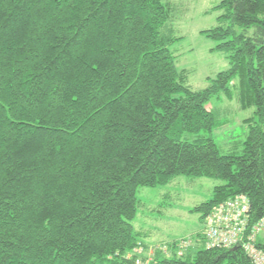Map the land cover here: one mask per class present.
I'll return each mask as SVG.
<instances>
[{
	"label": "trees",
	"instance_id": "1",
	"mask_svg": "<svg viewBox=\"0 0 264 264\" xmlns=\"http://www.w3.org/2000/svg\"><path fill=\"white\" fill-rule=\"evenodd\" d=\"M217 8L203 34L231 68L195 91L163 0H0V264H254L205 234L150 248L132 224L140 188L181 176L226 182L203 219L244 196L248 230L264 220V0ZM221 95L255 108L229 153Z\"/></svg>",
	"mask_w": 264,
	"mask_h": 264
},
{
	"label": "rangeland",
	"instance_id": "2",
	"mask_svg": "<svg viewBox=\"0 0 264 264\" xmlns=\"http://www.w3.org/2000/svg\"><path fill=\"white\" fill-rule=\"evenodd\" d=\"M222 1L163 0L167 7V24L180 39L170 50L178 70L189 73V85L195 91L206 89L218 74L231 68L228 56L217 50L218 43L203 34L219 26L223 12L217 7ZM210 108L221 110L225 122L212 136L222 153L232 152L236 142L246 139V121L254 117L255 108L242 110L237 99L229 101L224 95L214 98ZM225 184L216 179L181 176L167 186L140 188L139 212L132 224L150 248L157 245L163 248L179 241L200 245L198 236L206 234L207 218L203 219L193 210L211 200L214 189ZM146 251L145 257H149V249Z\"/></svg>",
	"mask_w": 264,
	"mask_h": 264
},
{
	"label": "built area",
	"instance_id": "3",
	"mask_svg": "<svg viewBox=\"0 0 264 264\" xmlns=\"http://www.w3.org/2000/svg\"><path fill=\"white\" fill-rule=\"evenodd\" d=\"M249 211V201L244 196L228 200L214 208L207 218V247L235 248L240 245L254 264H264V252L256 247L257 237L264 231V220L249 231ZM160 250L166 252L167 248ZM150 253L154 254V249Z\"/></svg>",
	"mask_w": 264,
	"mask_h": 264
},
{
	"label": "crops",
	"instance_id": "4",
	"mask_svg": "<svg viewBox=\"0 0 264 264\" xmlns=\"http://www.w3.org/2000/svg\"><path fill=\"white\" fill-rule=\"evenodd\" d=\"M201 235V234H200ZM263 239H264V234L262 235Z\"/></svg>",
	"mask_w": 264,
	"mask_h": 264
},
{
	"label": "water",
	"instance_id": "5",
	"mask_svg": "<svg viewBox=\"0 0 264 264\" xmlns=\"http://www.w3.org/2000/svg\"><path fill=\"white\" fill-rule=\"evenodd\" d=\"M237 248H240V245H239V246H237Z\"/></svg>",
	"mask_w": 264,
	"mask_h": 264
}]
</instances>
